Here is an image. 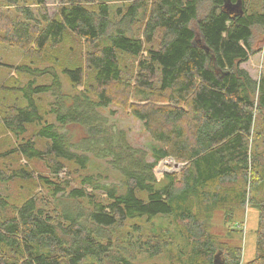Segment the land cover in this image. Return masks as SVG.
<instances>
[{"label": "trees", "instance_id": "obj_1", "mask_svg": "<svg viewBox=\"0 0 264 264\" xmlns=\"http://www.w3.org/2000/svg\"><path fill=\"white\" fill-rule=\"evenodd\" d=\"M0 32L25 59L0 83V264H264V75L241 66L264 0H0ZM129 98L146 148L112 119ZM245 207L247 262L206 231Z\"/></svg>", "mask_w": 264, "mask_h": 264}, {"label": "rangeland", "instance_id": "obj_2", "mask_svg": "<svg viewBox=\"0 0 264 264\" xmlns=\"http://www.w3.org/2000/svg\"><path fill=\"white\" fill-rule=\"evenodd\" d=\"M44 5L47 15L52 16L57 12V8L60 5V0H44ZM4 7L6 9L5 5ZM260 34L258 33L252 41V46L257 51L250 55L247 62L241 65L254 79L259 78L260 75H264V35ZM1 44L0 83H3L5 80H8L10 76H15L14 72L11 71L10 66L21 63L22 61H25V59L18 48L8 46L5 43ZM258 48L261 49L258 50ZM37 62L40 64L45 63V59L39 58ZM125 62L131 63L132 60L128 59L125 60ZM58 69L59 68H57V70ZM129 104L130 98L127 101V105L124 107L117 103L112 104L111 110L115 112V115L112 119L114 123L116 122L117 126H122L128 130V135L132 144L141 148H146L151 143H153V140L146 132L143 124L132 116L129 110ZM6 134L7 133L0 129V148L7 144ZM19 161L21 164L24 163L22 158ZM14 162L18 164L17 159L14 160ZM181 166L182 164L176 162L174 159L166 158L160 161L155 167L154 171L156 178L160 179L165 172L178 173ZM31 167H33L38 172H45L44 165L41 162H33L31 163ZM25 188V186L19 187L18 184H13L10 186L12 192L11 195L15 197L17 193L24 192ZM241 215V223L239 222V224L233 225L234 227H231L224 221L223 213L216 211L212 215L211 219L206 222V231L215 236L218 241L241 246L242 259L244 262H247L254 257L255 253V229L257 228L258 224V211L255 208L245 207L242 210ZM154 221H156V219H154ZM233 228L235 230H232ZM132 261L136 262L137 264H165L166 262H169L167 258L165 259L164 255L149 258L144 254L140 255L139 257H134Z\"/></svg>", "mask_w": 264, "mask_h": 264}]
</instances>
